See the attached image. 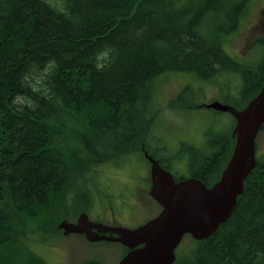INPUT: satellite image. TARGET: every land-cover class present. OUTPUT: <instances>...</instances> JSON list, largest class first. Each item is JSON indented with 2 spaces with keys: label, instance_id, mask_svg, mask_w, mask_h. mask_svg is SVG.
Instances as JSON below:
<instances>
[{
  "label": "trees",
  "instance_id": "obj_1",
  "mask_svg": "<svg viewBox=\"0 0 264 264\" xmlns=\"http://www.w3.org/2000/svg\"><path fill=\"white\" fill-rule=\"evenodd\" d=\"M249 2L0 0V264L23 244L27 221L42 232L40 217L58 223L86 172L136 150L148 154L161 75L212 82L238 74L237 110L260 91L264 52L247 67L223 47ZM189 94L185 87L168 107L202 109ZM216 139L217 153L193 176L207 187L234 145L232 131ZM191 253L173 264H264V160L256 156L229 218Z\"/></svg>",
  "mask_w": 264,
  "mask_h": 264
},
{
  "label": "rangeland",
  "instance_id": "obj_2",
  "mask_svg": "<svg viewBox=\"0 0 264 264\" xmlns=\"http://www.w3.org/2000/svg\"><path fill=\"white\" fill-rule=\"evenodd\" d=\"M260 38H264V0H250L237 29L226 37L223 47L236 61L246 56L243 62L252 67L264 52L261 47H255ZM237 79L241 80L240 76L233 73L212 82L199 81L191 74L161 75L153 88L154 105L160 112L148 137V154L136 150L116 163L99 164L93 171L86 172L83 180L76 182V185L82 184V189L79 188L75 194L69 193L63 202L67 211L59 212L56 217L58 223L40 217L45 228L42 232L35 219L27 221L29 231L22 239L23 244L17 247L18 251H12V261L7 260L5 264H117L125 252L122 245L91 243L82 235H64L63 229L59 228L60 223L74 224L78 215L84 213L92 223L134 229L157 216L160 206L148 195V190L139 192L143 211L131 223L118 218L113 220L104 208L105 199L124 193L127 188L124 181L129 180V175L137 181L141 175L149 173L150 161L145 156L160 162L173 178L196 176L203 162L217 153L219 148L214 142L218 135L232 131L235 125L230 114L216 112L206 106L219 102L237 107L236 97L241 83ZM185 87H189L190 102L203 106L202 109L184 111L168 107L170 100L175 99ZM184 103L188 104L187 99ZM255 142L256 156L264 160V132L257 135ZM132 168L136 169V172L131 171L132 175L123 173ZM194 247L195 241L189 235L184 236L175 249L177 262L190 258ZM31 252L34 255H30ZM6 254L11 256L9 252Z\"/></svg>",
  "mask_w": 264,
  "mask_h": 264
},
{
  "label": "water",
  "instance_id": "obj_3",
  "mask_svg": "<svg viewBox=\"0 0 264 264\" xmlns=\"http://www.w3.org/2000/svg\"><path fill=\"white\" fill-rule=\"evenodd\" d=\"M206 107L228 113L235 120L233 149L214 184L207 187L194 177L175 182L158 161L145 156L150 161L149 195L161 208L157 216L129 229L92 223L81 213L74 224L60 223L64 235H84L91 243L122 245L128 251L117 264H173L175 249L184 236L195 241L210 237L229 218L244 180L256 166L255 140L264 125V84L241 110L219 102Z\"/></svg>",
  "mask_w": 264,
  "mask_h": 264
},
{
  "label": "flooded vegetation",
  "instance_id": "obj_4",
  "mask_svg": "<svg viewBox=\"0 0 264 264\" xmlns=\"http://www.w3.org/2000/svg\"><path fill=\"white\" fill-rule=\"evenodd\" d=\"M248 3L245 8L248 7ZM246 10V9H245ZM240 22V21H239ZM261 41H264V38L257 39L256 41V46L255 47H260L259 43ZM246 58L244 56L243 58H240L238 61L239 63L243 62V60ZM240 79H237V82ZM236 100L243 101V99H240V97L236 98ZM128 171H124L123 173H130L132 175V170L136 172V169H127ZM122 173V174H123ZM140 176V175H139ZM134 178L130 177L129 175V180L124 181L126 182V191L120 195L115 196L113 199H110L109 197H106L105 199V207L108 212L110 213L111 217L113 220L116 218L125 221L126 223L129 222L131 223L136 215L143 211L142 203L140 199L138 198L139 192L141 191H146L148 190V195H149V189H150V177L149 173L141 175L137 181L133 180ZM161 210V208H160ZM79 216V215H78ZM84 236V235H82ZM30 253V251H29ZM127 252H124L123 256ZM30 255H34L33 252H31Z\"/></svg>",
  "mask_w": 264,
  "mask_h": 264
}]
</instances>
